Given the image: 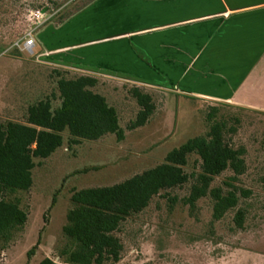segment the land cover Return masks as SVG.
Returning a JSON list of instances; mask_svg holds the SVG:
<instances>
[{
    "label": "rangeland",
    "instance_id": "rangeland-1",
    "mask_svg": "<svg viewBox=\"0 0 264 264\" xmlns=\"http://www.w3.org/2000/svg\"><path fill=\"white\" fill-rule=\"evenodd\" d=\"M50 1L0 0V122L21 119L25 105L17 100L38 85L32 72L40 68L35 66L50 64L36 58L39 49L30 56L22 48L31 14L47 9L34 6ZM73 1L59 2L68 6ZM122 93L109 97L120 112L121 128L127 131L138 109ZM157 99L158 110L150 124L126 132L123 142L109 137L70 148L66 133L63 148L49 160L37 161L41 165L33 172V188L21 195L28 224L16 241L0 252V264H40L44 259L58 262L59 251L65 246L63 229L73 209V192L113 187L163 164L172 151L205 132L206 114L217 107L169 95H157ZM226 113L240 120L234 147L247 151L248 171L239 184L252 193L248 200H241L247 211L244 230L236 228L234 213L214 222L210 199L190 210L184 201L190 192L187 186L154 199L149 209L123 226L119 237L125 252L120 264H264V113L236 107ZM230 177L231 173L225 174L213 187H223Z\"/></svg>",
    "mask_w": 264,
    "mask_h": 264
},
{
    "label": "trees",
    "instance_id": "trees-1",
    "mask_svg": "<svg viewBox=\"0 0 264 264\" xmlns=\"http://www.w3.org/2000/svg\"><path fill=\"white\" fill-rule=\"evenodd\" d=\"M59 1L34 6L48 9L52 18L46 25L59 28L98 0H74L68 6ZM35 67L40 68L32 72L38 85L17 100L25 105L21 119L0 122V252L25 231L29 214L21 195L33 188V172L41 165L37 161L49 160L64 147V134L70 148L109 137L121 143L126 132L144 129L157 112V97L151 91L127 85L110 88L101 78ZM120 92L138 109L127 131L121 128L120 112L109 97ZM232 107L210 108L205 132L172 151L156 168L113 187L73 192L59 260L44 259L40 264H120L125 252L119 237L123 226L149 209L154 199L187 186L190 192L184 201L190 210L210 199L214 222L234 213L236 228L244 230L247 211L241 200L252 193L239 187L248 171L247 151L233 145L240 120L226 113ZM227 173L231 177L223 182L224 188L213 187Z\"/></svg>",
    "mask_w": 264,
    "mask_h": 264
},
{
    "label": "crops",
    "instance_id": "crops-1",
    "mask_svg": "<svg viewBox=\"0 0 264 264\" xmlns=\"http://www.w3.org/2000/svg\"><path fill=\"white\" fill-rule=\"evenodd\" d=\"M35 40L39 62L110 88L264 113V0H98Z\"/></svg>",
    "mask_w": 264,
    "mask_h": 264
},
{
    "label": "built area",
    "instance_id": "built-area-1",
    "mask_svg": "<svg viewBox=\"0 0 264 264\" xmlns=\"http://www.w3.org/2000/svg\"><path fill=\"white\" fill-rule=\"evenodd\" d=\"M52 16L49 14L44 15L42 11H37L31 14L29 20V27L23 35V51L30 56L34 55L36 40V33L43 28L50 20ZM20 49V47L18 46Z\"/></svg>",
    "mask_w": 264,
    "mask_h": 264
},
{
    "label": "water",
    "instance_id": "water-1",
    "mask_svg": "<svg viewBox=\"0 0 264 264\" xmlns=\"http://www.w3.org/2000/svg\"><path fill=\"white\" fill-rule=\"evenodd\" d=\"M42 13H43L44 15L48 14V13H49V12H48V9L43 10Z\"/></svg>",
    "mask_w": 264,
    "mask_h": 264
}]
</instances>
